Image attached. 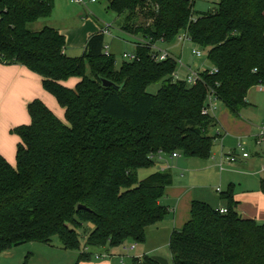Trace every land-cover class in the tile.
Instances as JSON below:
<instances>
[{
  "label": "trees",
  "instance_id": "1",
  "mask_svg": "<svg viewBox=\"0 0 264 264\" xmlns=\"http://www.w3.org/2000/svg\"><path fill=\"white\" fill-rule=\"evenodd\" d=\"M107 2L124 16L121 31L135 45V59L117 68L103 54L100 30L79 57L65 54L56 29L28 30L50 17L54 0H0V63L40 76L65 111L62 122L35 99L27 105L30 124L11 130L20 143L14 167L0 155V253L26 243L53 247L56 237L62 250L78 253V264L91 259L89 248L143 244L145 229L169 213L160 201L172 179L157 171L139 181L137 170L160 155L209 158L215 137L207 130L215 122L202 114L207 98L237 117L248 106V91L264 86V0H219L196 16L191 0ZM181 32L207 49L216 69L199 72L192 85L173 80L174 59L152 56V45L171 43ZM72 77L80 79L74 88L61 85ZM102 79L112 85L103 87ZM156 83V93H147ZM259 190L264 194V178ZM220 197L225 214L191 201L189 219L169 235L173 264H264V223L239 215L231 186ZM132 264L163 262L144 255Z\"/></svg>",
  "mask_w": 264,
  "mask_h": 264
},
{
  "label": "rangeland",
  "instance_id": "2",
  "mask_svg": "<svg viewBox=\"0 0 264 264\" xmlns=\"http://www.w3.org/2000/svg\"><path fill=\"white\" fill-rule=\"evenodd\" d=\"M194 2V15L197 13H205L211 11L215 8V4L219 0H191ZM108 2L107 0H98L96 3L88 4L87 6L71 4L69 0H54V7L51 12V15L47 19H40L35 23L29 24L27 26L28 30L32 32L40 31L43 27H54L55 29H64L71 38L75 33L77 35L78 30L85 25H99V26H110V35L104 36L105 46L109 45V52L114 56V60L117 64L127 61L122 58L124 52L131 51V47L124 43L125 35L121 31V24L123 20V15H117L112 13L107 9ZM135 22L137 25L143 22L142 18L138 15H135ZM92 23H89V22ZM184 33L181 32L180 35ZM123 39V41L121 40ZM129 42H134L132 38L128 40ZM173 42V43H172ZM172 45H160L165 47L168 50L176 51L178 48V41L174 39ZM77 44V45H75ZM73 44L71 40L65 42V52L69 57H79L83 53V49L78 43ZM166 44V43H164ZM164 49V48H162ZM198 50L201 53V57L197 58L192 55L191 50ZM182 60L185 64L191 66L192 70H202L209 69L211 67L208 61V52L207 49H202L190 42H184L182 46ZM182 62V61H181ZM180 64L177 63L178 70ZM180 78H183V72L179 74ZM160 83L153 84L147 88V93L153 94L156 93ZM247 96L254 102V107H249L252 113L249 117L246 115L243 116V110L240 112L245 120L240 118H233L234 121L238 120L241 124H236L230 119L228 113L222 107L220 103L215 102V111H214V122L215 119H218L222 125H224L226 132L223 135L222 141L217 140L214 142L211 148V154L207 159H190L186 158L183 155H180L174 159H168L167 162H155V164L147 169L137 170V178L139 181L147 178L151 173L158 171L160 167L170 166L169 170H166L167 173L171 176L173 183H180L189 188H193V194L199 195L202 202L210 203L212 206L219 204V192L215 191V188L224 189L226 184L225 180L227 175L232 173V177H235V172L230 170H250L253 173H256L258 177H264V142L263 140L260 143H256L255 138H252L249 135V132H243L244 125L247 124L249 127H260L264 125V86L263 91H258L255 87L251 88ZM257 106V107H256ZM247 109V111H248ZM212 114V113H211ZM248 119V120H247ZM226 120L227 123H226ZM227 124V125H226ZM238 128V129H235ZM220 129V128H219ZM210 131L212 136L216 134V127H211ZM209 128L207 133L209 134ZM221 132V131H220ZM223 134V132H222ZM246 153L248 159L242 160V162L236 161L235 163L226 165V155L227 154H238ZM161 156V155H160ZM223 163L224 169L220 171L219 165ZM226 188V187H225ZM226 191V190H225ZM198 192V193H197ZM200 193V194H199ZM239 192L236 191V198L238 195L248 196L253 194L252 192ZM198 197V196H196ZM240 202V206L249 205L252 206L253 203L251 200L245 202L243 199H236ZM167 205L173 207L174 204L171 200H167ZM169 219L165 218L163 221H159L157 224L147 227L145 229V242L141 245H137L133 250L129 251H120L124 254V257L112 259L113 264H132L133 256L141 255H150L153 257L159 258L163 264H173L172 256L168 248V239L170 235V224L168 223ZM80 242L83 245L84 243V229L80 232ZM53 247L48 250V253L36 252L32 259L33 264H60V258L56 253H53L56 248H58L59 241L58 238L54 237ZM130 247L129 242L125 243ZM133 245V244H132ZM45 247V246H44ZM43 248V247H41ZM47 248V247H45ZM43 248L44 250H47ZM120 248L119 250H121ZM88 250V249H87ZM26 251H30L25 247L15 250V255H12L9 259L10 264H22L24 261V255ZM95 252L100 253L101 250H96ZM91 253V252H90ZM127 254H129L127 256ZM92 256V260H93ZM120 260V261H119ZM30 264V262H28ZM67 263V260L65 261ZM1 264V262H0Z\"/></svg>",
  "mask_w": 264,
  "mask_h": 264
},
{
  "label": "crops",
  "instance_id": "3",
  "mask_svg": "<svg viewBox=\"0 0 264 264\" xmlns=\"http://www.w3.org/2000/svg\"><path fill=\"white\" fill-rule=\"evenodd\" d=\"M89 23H92V22L90 21ZM104 27L105 26L102 27L97 24L93 26L85 25L78 30L76 37L74 33L71 38L69 37V35H67L68 33L64 29H56V30L59 31V33L64 36L65 42L68 40H71L73 44L78 43L84 51L88 38L91 35L97 33L101 28H104ZM125 38H127L128 40L130 39L126 35H125ZM121 40L123 41V39ZM128 40L127 41L124 40V43L128 44L131 47V51L124 52L123 54H133L134 53L135 45L132 42H129ZM177 41L179 42L177 52L168 50L165 47H163V45L171 46L173 42L168 43V44L163 43L162 46L160 45V43L156 44L157 48L159 49L164 48L163 50H166L172 56L177 57L182 61L183 67L180 66V68L176 70L177 73L181 74V72H183V75L185 77L188 74V70H191L192 72H201L203 70H206L204 68L202 70L200 69L192 70L191 66L185 64L182 60V46L184 42H189V41L186 39V37H184V40L179 41L177 39ZM64 52H65V49H64ZM110 54L114 56L112 53ZM120 64L121 63L117 64L115 62V67L117 68ZM209 69H211V67ZM79 80H80L79 78L72 77L65 81H62L61 85H63L66 88L72 89L79 82ZM41 82H42V78L40 76L29 71L27 68L23 66L4 65L0 63V155L13 167L16 164V159H15L16 147H17V144L20 143V139L18 136L13 134L11 130L17 126L30 124V118L27 113V105L31 101L35 99L40 100L60 121L65 122L64 109L58 105L56 99L52 95L47 93L42 88ZM255 88L258 91L259 90L263 91V86H256ZM246 101L248 103V106L242 109L243 116L246 115L247 113L246 117L247 116L249 117V115H251L252 113L250 112L251 110H249L248 108L254 107V102L251 99H249L248 96H246ZM217 102L220 103L219 101ZM222 107L228 113L230 119L232 120L233 118L237 119L240 116V113H239V116L235 117L223 105ZM214 111L211 114L213 118H215ZM240 118L245 120L242 116H240ZM215 120H216V123H214L213 126L216 127V134L213 136L215 137L213 144L217 140L222 141L223 135L226 132L224 125H222L218 119H215ZM227 121L228 120H226V123ZM233 122L236 124H239V123L241 124V122H239L238 120L236 121L233 120ZM243 125H244V128H243L242 133L249 132V135L252 138H255L256 143H260L262 140L264 142V135L259 138V134L261 130H264V125L260 127H256V126L249 127L247 124H243ZM210 128H209V131H210ZM235 129H238V128H235ZM210 133L211 131L209 132V136H212V134ZM228 155L230 154H227L226 156ZM235 155L238 156L237 161L239 162H242V160L249 158V157L242 158L241 155L239 156L238 154H235ZM178 156L179 155H177L176 157H169V156L167 157V156L161 155L159 156L160 158H158L156 162H160V163L167 162L168 159H174V158H177ZM190 159H195V158H190ZM220 164L222 166V169H220L221 171L224 169V167H223V163H220ZM226 165H229V164L226 163ZM168 168L170 169L171 167L170 166L160 167L158 171H166V170H169ZM230 171L235 172L234 174L237 176L232 177V173L228 174L225 180L226 184L224 186V189H220L217 187L215 188V191L221 194L225 192V190H227L229 186L232 187L234 196L236 194V191L239 193L240 191L241 192H252L253 191V194H250L248 196L238 195L236 198H234V200L238 203L237 211L239 215L243 218L254 219L259 223H264V194L261 193L259 190V182L264 177H258V175L256 174L257 172L253 173L249 169L248 170L233 169ZM155 172H157V170ZM193 191H194L193 188H189L180 183H173V182L166 189L165 197L161 199L160 203L169 209V213L165 216V218L169 219L167 221L170 224L169 228L171 231L173 229H180L184 225V223L189 219V206H190L191 201L201 200V197H199V195H194ZM220 194H219V204L218 205L212 206L210 203H207L213 209L226 208V203L225 201L221 199ZM164 199L165 201L171 200L174 206L170 207V205H167L166 204L167 202H164ZM236 199H243L247 203L249 202V200H251L253 205L252 206H249V205L240 206V202ZM89 227L91 228L92 226L89 225ZM127 242L131 243L130 247L125 246L127 245L125 244ZM125 243L123 246L115 248V249H106L105 247L89 248L87 251L91 252L92 256H94L93 260L91 258L87 262H80L78 264H113L112 259H115L117 257V258H120L121 260L122 257H124V254L120 253V251L121 252L129 251L130 249L133 250L138 245V244H133L131 241H126ZM44 246L47 248H45ZM131 246L133 247L131 248ZM21 247H25L26 249L30 250V251H26L24 255L25 257L27 254H29L30 258L28 262H30V264H33L32 259L35 255L34 253H36L37 251L48 253V250H50L51 248L43 244L26 243V244L17 246L15 248H12L8 251L0 253L1 264H10L9 259L11 258L12 255H15L14 251L17 249H20ZM41 247L47 250H44ZM120 248L122 249L119 250ZM56 249L57 250H55L53 253H56L59 256L60 264H75L76 263V260L78 257L77 252L65 251V250H62L59 246ZM96 250H101V252L100 253L95 252ZM128 255L129 254H127V256ZM142 256L144 255L133 256L132 258H140ZM66 260H67V263H65Z\"/></svg>",
  "mask_w": 264,
  "mask_h": 264
},
{
  "label": "built area",
  "instance_id": "4",
  "mask_svg": "<svg viewBox=\"0 0 264 264\" xmlns=\"http://www.w3.org/2000/svg\"><path fill=\"white\" fill-rule=\"evenodd\" d=\"M71 4H75V5H81V6H87L88 4H93L96 3L98 0H69ZM110 26H105L104 28L100 29V32L103 36L105 35H110ZM185 36H179L176 39H178L179 41L184 40ZM187 39V38H186ZM152 49V56L153 59L155 61H164L167 59H174L177 63L180 64L181 67H183L182 62L179 58L172 56L169 52H167L166 50L163 49H159L157 48L156 44L151 46ZM192 55L199 58L201 57V53L198 50H192L191 51ZM103 54L105 56H110V52H109V46H104L103 48ZM122 58L127 60V61H132L135 59V55L133 54H123ZM216 72V69L211 68L210 69V73H214ZM172 78L173 80H184L188 85H192L194 84L198 79H199V72H192L191 70H188V74L184 77V78H180L179 74L177 73V71L175 70V72L172 73ZM215 102L216 100L213 99L211 96H209L207 98V103L208 106L207 108H204L202 110V114L204 115H211V113L215 110ZM218 134V133H217ZM264 135V130H261L260 134H259V138L262 137ZM177 154H172V157H176ZM241 157L242 158H247L248 155L246 153H241ZM160 158V157H159ZM238 159V156L235 154H230L226 157V163L227 164H232L235 163ZM219 169H222L221 164L219 165ZM217 211L220 214H225L227 212V210L225 208H220L217 209ZM133 246H131L132 248Z\"/></svg>",
  "mask_w": 264,
  "mask_h": 264
},
{
  "label": "water",
  "instance_id": "5",
  "mask_svg": "<svg viewBox=\"0 0 264 264\" xmlns=\"http://www.w3.org/2000/svg\"><path fill=\"white\" fill-rule=\"evenodd\" d=\"M101 84H102L103 87H109V86L112 85L111 82H109V81H107V80H104V79L101 80ZM78 208H79V209H80V208L82 209L83 207L79 206Z\"/></svg>",
  "mask_w": 264,
  "mask_h": 264
}]
</instances>
